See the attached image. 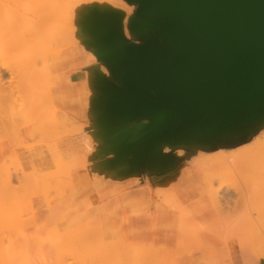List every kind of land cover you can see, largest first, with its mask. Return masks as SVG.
Masks as SVG:
<instances>
[{"label":"bare ground","instance_id":"1","mask_svg":"<svg viewBox=\"0 0 264 264\" xmlns=\"http://www.w3.org/2000/svg\"><path fill=\"white\" fill-rule=\"evenodd\" d=\"M5 1H7V0H5ZM12 1L14 2V0H9L7 2V4H9V2L12 3ZM17 1H18V3L20 2L19 0H17ZM17 1L14 4H18ZM26 1H29V0H26ZM30 1L33 2L34 0H30ZM39 1L36 0L34 2L35 4L36 3L38 4V7H36L34 11L32 10L33 9L32 5H31L32 9L29 7H26L21 11L12 10V9H14L11 7L12 4L10 6V8H12V9H10V8L7 9L8 5L5 6L6 7L5 8L4 4H2L3 7L0 6V9L5 8L2 11L3 17H0V133H4L5 136L7 135L6 137L10 141V142L7 140L1 141L0 154L5 156V155H8L9 153L13 152V151H11V149L16 144L21 145V147L27 146V145H25V139L26 140L30 139V137L35 139V136H39L38 138H41L40 139L41 142L45 141L47 138H49V139L51 138V139L55 140L54 143L52 144V142H51V144L50 143H47V144H49L48 148L51 147V148H49L51 155L53 154L54 155L53 157H55L56 162L55 161L54 162H55V165L57 167V170L56 171L53 170L49 173L47 172L48 174L47 173H45V174L40 173L41 175H38V174L35 175V174H32L31 172L27 173L20 163H16L17 162L16 159L13 160L15 162H11L8 160V162L12 163L11 167H14L12 165H13V163H16V165L15 164L14 165H15V168L17 167V169H18L17 175H18V173L21 174V177H23L22 179L24 180V184H26L25 186L28 187V188L25 187L26 188L25 189V188H22L24 185L23 183H21L22 179L18 176L16 177V173H12V172H16V170H14V168H13V171H12L10 168V165H9V167L7 165V164H9L8 162H6V164H4V163L0 164V166L2 164H4V165H2L3 169L1 170V176L0 177H5V181L3 180V182H5V185L7 186V190H6V188L5 189L2 188L4 190H2L0 188L1 189L0 191L4 192L6 190L9 193V191L11 192V190L14 191L13 188L16 189L18 187L19 188L21 187L22 191L20 192L21 189H19V188H18L19 191H18V189H17V191H18V193H20L19 196L22 195V197H21L23 199L22 204H23V202H26V203H24V205L26 204L25 206H27L25 208L23 207L24 208V211H23L22 205H20L21 202L18 201L19 199L21 200V198L18 195L13 198V199H15L16 197H18V200H16L17 199L16 198L15 199L16 201L14 200V203H12L13 206L10 204V202H8L9 205H11V206H9V208L7 207L8 203L4 204L5 202L4 203L0 202V217H1L0 219L3 221V222H1V220H0V222H1L0 223V244H2V246L0 245V264H33V263L35 264L34 259H36V255L34 253H36V252L33 253L32 247H31V244H32V242H34V240L41 241L39 248L42 247V249L41 248L39 249L40 254L37 253V255L42 257L41 258L38 256V258H40L39 261H41V263L43 262V264L44 263L46 264L49 262V261L47 262L48 256H46L49 252H47V254H45L46 251L44 250L45 251L44 252L43 248L45 249L47 247L46 250L48 249L47 251H49L50 250L49 247L51 248V246H47L45 244V242H44L45 240L42 237L43 233L41 234V232H39L37 234V236L32 235L31 237H28V238H25L22 236L21 237H18V236L15 237V236L11 235L14 233V232L12 233L13 230H10V229L7 230L6 228L9 227V225H11V227H12V225H15L14 221H16V220H17L16 222L20 223L21 218H23L24 216L28 217V216L33 215V214H31V211H30L32 209L31 203H29L30 200H28V203H29L28 204L27 200L24 199V197L25 198L27 197V199H30V198H28V195H27L29 190H30L29 193H32V192L34 193L35 188L38 189L39 187H42L41 189L39 188L38 191H36V192H38V194H39V192L40 193L44 192L46 186L48 185L49 179H51V182H49L50 186H51L52 185L51 183H52L54 177H56L58 174H59L58 176L61 178H62V176L67 178L66 175H68L67 174L68 169L70 170L69 178H71V174L73 171L72 167L77 168L78 166H81L85 160L86 161L89 159L91 160V158H88L89 156L85 155L82 158L78 157L79 160H75L76 162H74V163H72V162L70 163V161H68L69 163L67 161L64 163L60 157L58 147H57V142L60 141L61 139L65 138V137H68V135L66 136V134H69V133H67V131L68 132L72 131L71 135L73 133H74L73 135H79L82 137H84L83 135H85V133L82 134L84 131L80 130V128H78V127H77V129H72L75 127V125H74V127H72L73 124H71L72 122H69L70 119H69V121L65 120V118L67 117L65 115L66 117L64 118L63 114H66L65 112L64 113L62 112L57 117L56 115L58 112L55 113V111H53V109L56 107V106H54V103L56 105H58L57 108L60 106L62 109L64 94L61 91L62 90L61 83L57 84V86H56V95L54 98L55 102L53 101L50 90H48L49 91L48 92L46 89V92H48V93H45V94H44V92H42L43 91L42 87H44V85H45L44 83H43L44 85L40 84V85H42V87L39 86V87H41L40 90L35 91L37 88L35 86L39 85V84H37L38 82L35 79L40 78L41 73H42L43 78H44V75H47V74L51 75V74H49L51 72L43 75V73L48 72V70H49V69H47V68H49L48 63L51 61V59H49V57L46 56V52L55 50L54 49L55 47H56V49H59L57 47L61 46L60 44H62V48H63V45H65L63 43H66V45L69 44L70 42H71V44L75 43L73 39L75 38V40H76V34L77 33H74L75 27L73 25H75L74 23L77 22V17L79 15L78 14L79 13L78 12L79 11V5H82V3L79 4L78 6L75 5L77 7L72 5L75 7V8H73V7H70L72 4V1H71V4H69L70 3L69 0H68L69 1L68 4L66 3L67 2L66 0L65 1L64 0H62V1L56 0L58 2H56L55 0H52V3L50 2L51 1L50 0L48 2L49 4L47 3L46 0H44L43 2H41L42 0H39ZM94 1L95 0H92L90 2L92 3ZM98 1H100L99 3H105V4L109 5L112 9H114V11L116 10L117 12L116 11L115 12L120 16L121 19L128 20V21L131 20L132 13H133L132 9L129 7V3L131 4V1H129V0H98ZM62 2H64L65 4L64 3L62 4ZM90 2H85V3L90 4ZM96 2H97V0H96ZM2 3H3V1H2ZM41 4L44 5V7H42ZM83 5H84V2H83ZM95 7L96 6H94L93 9H95ZM38 8H39V10H38ZM96 8H98V7H96ZM17 10H19V8ZM2 12H0V15ZM5 12H8V13H6V15H5L4 14ZM86 15L88 16L89 14H86ZM86 15H85L86 18H84V20L85 19L88 20L91 13H90L89 17H87ZM54 19H55V25H54ZM89 19H90L88 21L89 23L87 24L86 21H85V23L87 24L86 28L88 29V31L90 32V35L92 36L91 40L93 42L98 43L96 45L97 53L100 55L101 58L106 59L107 52L103 46L105 43L102 42L101 38L94 31L93 18L90 17ZM58 20H60V21H58ZM134 22L136 24L138 22L139 25L141 24V22H144V24L150 28L149 23L146 21H142L141 19L134 20ZM52 24L54 25L55 28L53 27ZM71 25L73 27H70ZM51 27L53 29H51ZM149 28H147V29H149ZM72 29H73V31H72ZM69 32L74 33V34H70ZM69 38H71L73 41L71 39L68 40ZM68 41H70V42H68ZM48 45H50V47L53 45V49L50 50L49 49L50 47ZM84 45L87 47L86 44H84ZM82 47H84V46L82 45ZM45 49H47V50H45ZM19 50L20 51L22 50L21 53L19 52ZM42 51H44V54ZM14 52H16V53L19 52L17 54H20V55L23 54L24 56L23 55L21 56L23 58L19 59V60L16 59L17 57L15 59H11L10 57L12 54H14ZM84 53L87 54L88 52H84ZM88 54L90 55V53H88ZM37 59H39V62L37 61ZM58 59L60 61L63 58H61L59 56ZM17 60H18V62H17ZM41 60H43L44 62ZM92 60L93 59L91 58V55H90V58H88V61L93 62ZM35 62H36V64H35ZM37 62L39 63L38 69H41L43 71V72L39 71L40 72L39 76H37L33 73L34 68H35V67H33V65L34 66L37 65ZM40 63H44L42 65L44 67L45 66L47 67V68H45L46 71L44 70L43 66L40 65ZM46 63H47V65H46ZM58 63H60V62H58ZM32 69H33V71H32ZM38 69H35V70L37 71ZM29 73L30 74L33 73V74L30 75ZM4 74L9 75V79H7L8 85L6 84V81L4 82V80H5ZM105 75H106V73H103L102 70H98L95 73L96 81L99 83L102 82L103 79L105 78ZM30 76H33L34 78H32ZM36 76H37V78H36ZM88 78L91 79V81H92V77L90 76V74H89ZM34 81L37 82L36 85L34 84ZM107 84H109V83H107ZM46 86H48V85H46ZM39 91L41 94L38 93ZM43 103H45V104H43ZM46 104L47 105L49 104V105L47 106ZM46 106H47V108H46ZM49 106L51 109L48 108ZM58 109L56 111H58ZM47 110L49 112L51 110V116H49L50 113ZM53 114L54 115L56 114V115L53 116ZM47 116L49 118H51L52 120L49 118H48L49 119L48 120ZM68 118H70V117H68ZM71 121H73V120H71ZM66 122H67V124L70 123L71 127L68 126L69 124L67 125L68 127L65 126ZM17 123H20L21 125L23 124L25 126L30 125L31 129H29L27 133L25 132V130H23V132L21 130L20 133H18V129L20 127V124H17ZM10 126L16 130L13 131L11 129H8V127H10ZM32 127H34V129H32ZM37 127L39 129H36ZM62 127L64 128V129H62L63 132L61 131ZM66 128L68 130H66ZM7 129H8V131L11 130V134L13 131L14 135L13 134H12V136H11V134L8 135ZM57 129L60 132H58ZM73 130H75V132H73ZM81 131H82V133H81ZM24 133L26 135H25V137H22ZM60 133H62L61 136H60ZM53 134H54V136H53ZM15 135L18 137H15ZM2 136L3 135L0 134L1 138H3ZM11 137H13L15 139L13 140V139H11ZM85 137H86V139H88L87 136H85ZM85 137L83 138L84 144H85V140H86ZM49 139H47V140H49ZM89 141H91V140H89ZM92 142H93V140L91 141V143ZM192 142L193 143L191 144V148H193V149H197L198 147H202L204 149H209V150L212 148H215L214 144H211L210 141L208 139H205V138H197V139L193 140ZM93 143H92V145H93ZM37 145L38 144L32 145L30 147V149L27 150L26 152L28 154H39V151H37V149L33 148ZM87 146L88 145L85 144V148L87 149L86 151L89 152ZM91 149H92V147H91ZM89 153H91V152H89ZM181 153H183V152H181ZM199 155H201V153ZM199 157H202V156H199ZM198 159L195 163L193 162L192 166L190 165L191 169L188 170V173L193 178V181L197 180V182L199 183L201 178H202V175H204V173H206V172L207 173L209 172L208 174L210 176H212V175H214V176H213V178L211 177V179L209 178V175L207 173H206L207 175L205 174L203 176L205 178H206V176L209 178L208 181L205 178L202 179V180H205V181H203L204 183H207V184H204L206 189L202 190V191H204V195H202L203 192H202V194H200L202 199L200 197L197 204L192 209L189 210V207H188V209L186 207H183L181 205L182 203L179 202L178 200H176V199H179V196L175 190L174 191H175L176 195H174L173 191L172 192L170 191V187H169L170 182L168 183L165 181L164 184L157 183L160 186L155 191L156 196L160 200H162V201L165 200V203H166L169 199V201L166 204L171 208L174 207L173 209H175V211L180 213L179 214L180 237L182 238V236L184 235L185 238L184 237L183 238L185 239V242L188 243V240H189L190 244H191L190 241H194L196 248H197L196 250H198V245H197L198 242L196 243L195 239L200 238L202 235H205L209 239V241L205 244H202L199 247L200 251L208 250V248L210 246H213L215 244H223L229 250V253L232 255L235 264H237V263L238 264H264V246H262L261 243H259L260 241L264 242V135L261 137L257 136V140L254 141V143H252L251 145H249L247 147L245 146L242 149H239V151H235L232 154H229V153L222 150V151L216 152L213 155H211V153H210V156L207 155L205 157L198 158ZM66 163H68L67 165H69L68 168H67V166H64V165H66ZM86 163L89 164V161H87ZM218 164H221L222 166L218 165ZM84 165H86V164H84ZM220 166L222 168L220 170L221 171L223 170L222 173L224 175L221 174L220 170H219V174L222 176V178L224 180L227 178L226 175H228L227 174L228 172H226V171H229V173L234 172L235 170L238 172H239V170L246 172V178H245L246 181H244V184L246 186V187L244 186L245 187L244 189H246V190H243L242 188H240L241 190H239L238 188H236L239 191L238 190L233 191V188H230V186H229L231 184L228 183L227 180H226V182L228 184L225 181H223V179L221 180V177H220V179H218L220 175L218 173H215V171H216L215 169L216 168L219 169ZM63 167L64 168L66 167L67 170L64 169ZM69 167H71V169ZM62 169H64L63 170L64 173L63 172L58 173L59 171H62ZM231 169H233V171H230ZM154 170H156L155 172H163L164 173V171L168 170V166L166 163L161 162L154 168ZM210 170H212V171L210 172ZM65 172H66V174H65ZM216 172H218V171H216ZM13 174H15L14 177H13ZM60 174L62 176H60ZM224 176H226V177L224 178ZM31 177H32V179H31ZM162 177L163 176H161V178ZM12 178L21 179V180H18L16 182V183L19 182V185L15 186V184H14L13 188H12L11 183H10L12 181ZM42 179H44V180H42ZM46 179H48V180H46ZM56 179H58V178H56ZM64 179L59 180V181H61L62 187L65 185L64 184L65 182L62 183L63 182L62 180H64ZM212 179H214V180L216 179L215 181L217 182V184H216V182H213ZM209 180H211L213 183ZM218 180H221V181L218 182ZM12 183H13V181H12ZM14 183H15V181H14ZM1 184H3V183L1 182ZM1 184H0V187H1ZM8 184H9V186H8ZM21 184H22V186H20ZM208 184H210V185H208ZM5 185H4V187H5ZM48 186H47V189H49ZM250 186L251 187L257 186V187L255 190H254V188L251 190V189H249ZM51 187H53V186H51ZM154 187H155V184H154ZM231 187H232V185H231ZM259 187H260V189H258ZM9 188L10 189L12 188V189L10 190ZM31 188L33 189L32 192H31ZM23 189L28 190V191L23 192L24 191ZM40 190H42V191H40ZM49 190H51V189H49ZM49 190L48 191L45 190V191L49 192V195H50ZM53 190H56V189H53ZM6 191H5V193H1V195L7 196L8 193ZM17 191L15 190V192H11V193H16ZM163 191L166 194L169 193L167 191H170V193L172 195L169 193V195L167 196L166 194H164ZM36 192H35V194H37ZM47 192H45V193L47 194ZM56 192L57 191H55L54 193H56ZM151 192H153V191L149 188V193H151ZM24 193H26L27 196L23 195ZM162 194H163V197L161 196ZM1 195H0V197H1ZM30 195L31 194H29V196ZM5 196H2V198H5ZM9 196H10V199H12L10 194H9ZM51 197H52V193H51ZM54 197H55V194L53 195L52 198H54ZM196 197H198V196H196ZM7 199H9V198H7ZM7 199H6V201H8ZM13 199H12V201H13ZM24 200H26V201H24ZM154 200H155V198H154ZM237 200H239V202L241 201V203H239ZM0 201H3V200H0ZM172 202H174V203H172ZM2 203H3V205H1ZM17 203H18L19 207L21 206L20 208L16 207ZM175 203L177 204L176 206H175ZM179 204H180V206H179ZM192 204H193V202H192ZM4 205H5V207H4ZM178 206L182 209V210L180 209L181 211H179ZM54 207L55 206H53L52 208H54ZM13 208H15L14 209L15 211L13 210ZM17 208H19V210L21 209V211H19ZM184 208H186L187 210H185ZM183 209H184V211H183ZM54 210H55V208H54ZM188 211H190V212H188ZM20 213H22V214L26 213L27 216L23 215V217H20V216H22V214H20ZM28 213L30 215H28ZM18 216H19L20 220L17 219ZM59 216H58V213L56 214V211H55L54 212V218L55 217L61 218V216L60 217ZM149 217H151L150 214H149ZM9 219H11V220H9ZM57 221H59V220L57 219ZM11 222H13V223L11 224ZM33 222L36 223V219L33 218ZM87 223H85L84 226ZM94 223L95 222H92L93 226H95V227H93L91 225L93 228L90 227V229L95 230L94 233L98 237H96L95 234L92 233L93 231L90 232L91 230L88 227V226H90V223L87 224L88 228H86V231L89 229L88 232H90V234H92V235H90V234L89 235L95 237V238L91 237V239L92 238L94 239V240L90 241V243L91 242L94 243L91 248H90V246L88 247L89 242L88 243L85 242V238L83 237L84 231L82 230V227H80V226L76 227V229H78V230L80 228V230H79L80 232H78V230H76V229L72 230L73 232L75 231L73 234L75 237H72L73 239L71 238L72 241L69 239L71 243L69 244V242H67L68 245H70V247H72L71 244H75V245L78 244V250H80V246L78 243V242H80V245H82L81 249L83 248L82 250H80V252L82 251V253L79 252L75 255L73 253V256H75V260H76L75 264H78V263L79 264H96V263L99 264L101 262H102V264L103 263L104 264H129L130 262H133V264H135V263L140 264V262H141V264H184V261H186L185 258L188 257V256L186 257V255H184L185 253H182L184 256L181 255V252H184L185 251L184 250V251L180 252L181 256L178 254L175 257V256H172L173 254L171 255L170 252L169 253L166 252L165 254H161V256L157 255L158 257L151 258V255H150L151 250L154 252H158L154 247H152V249L150 248L151 250L148 253V251H146L147 250L146 248H143L145 250H140L138 248L139 243L137 244L134 242L133 243L131 242V244H127L128 247L124 246V247H127L126 249H128L127 253L124 250L125 254H123L122 248H124V247L121 248L120 247L121 245L117 246V247L120 248L122 253L117 252V251H115L116 250L115 247H116L117 243L114 246V244H113L114 241L113 242L112 241H109V242L106 241L105 242L104 238L99 235V233H101V232H99L100 229L98 230V233H96V231H97L96 229L98 228L99 224L96 225L97 223H95V224ZM1 224H3V225H1ZM1 228H2V230H1ZM3 228L6 229L7 233H6L5 229L3 230ZM3 231H5V232L3 233ZM70 233H71V231H70ZM76 233H79V234L76 235ZM80 233H82V234H80ZM9 234H10V236H8L6 238L7 244H4V242H5L4 236L9 235ZM64 235H61L59 237V238H61L62 236L65 237V238L64 237L61 238V240L63 242L65 241L64 239H66L68 236L70 237V235L68 233L64 234ZM81 235L84 239L81 237ZM40 236H41V238H40ZM186 236H188L190 239H188V237L186 238ZM37 237L39 238V240L36 239ZM97 238L99 241L97 243H95L97 241ZM183 238H182V240H183ZM1 239H3V240H1ZM80 239L84 241V244H83V241H80ZM58 240L59 239H57V241H56V238H55L54 241H56V242H52V244H54V247H57L61 243V241H59L60 243H58ZM74 241H76V242H74ZM48 243H50V242H48ZM85 243L87 245H85ZM102 243H103V245H101ZM123 243H124L123 245H125L126 242L124 241ZM52 244H49V245H52ZM98 244H100V245L97 246ZM43 246H45V247H43ZM86 246H87V248H86ZM95 246H96V249H95ZM35 247H37V246H35ZM54 247H52V248H54ZM61 247H63V244L61 245ZM70 247H68L67 249H70ZM76 247L73 246L72 248H74L76 250L77 249ZM84 247H85V249H84ZM97 247H99V249H97ZM185 247L186 246H183V249H185ZM100 248H102V249L100 250ZM6 249H8V250L6 251ZM37 249L38 248H36V250ZM56 249H58V248H56ZM63 249L61 248V250H63ZM40 250L43 251V254H45V256L42 254V252ZM78 250H77V252H78ZM83 250H84V252H83ZM96 250L97 251L99 250V251L97 252ZM117 250H119V249H117ZM53 251L54 250L52 249V252ZM60 251H58V252L60 253V257H62L63 256L62 253L64 250L61 252ZM70 251H72V250H70ZM52 252H51V255L48 254L50 257V261H53L54 257H55V256H53V258H52V255L54 254V252H53V254H52ZM92 252H96V254H94ZM147 253L150 256H148ZM178 253H179V251H178ZM71 255H70V257H72ZM177 256H180V257H177ZM57 257H58V255H57ZM41 259H43V260H41ZM187 259L189 260V258H187ZM191 259L192 258H190L189 262L187 261L188 263H185V264H190ZM57 260H56V262H57ZM138 260H141V261L138 262ZM60 261L61 260H59V262ZM70 263L72 264L73 262L70 261ZM53 264H55V262H53ZM67 264H69V263H67ZM130 264H132V263H130Z\"/></svg>","mask_w":264,"mask_h":264},{"label":"water","instance_id":"2","mask_svg":"<svg viewBox=\"0 0 264 264\" xmlns=\"http://www.w3.org/2000/svg\"><path fill=\"white\" fill-rule=\"evenodd\" d=\"M150 24L143 44L111 32L105 50L113 79L102 91L108 128L124 132L123 171L168 168L164 145L238 133L264 119V0H133ZM115 159V160H116ZM165 172V171H164Z\"/></svg>","mask_w":264,"mask_h":264},{"label":"rangeland","instance_id":"3","mask_svg":"<svg viewBox=\"0 0 264 264\" xmlns=\"http://www.w3.org/2000/svg\"><path fill=\"white\" fill-rule=\"evenodd\" d=\"M2 1H3V3H2ZM0 0V6L1 7H3V5L2 4H4V7L5 6H7V9L8 8H10V6H11V4H12V8H14V9H12V8H10V9H12V10H16V11H21V10H23L24 8H26V7H29V8H31V5H32V10L34 11L35 10V8L36 7H38V4L36 5L34 2L36 1V0H34L33 2H31L30 0L29 1H26V0H19L20 2L18 3V1L17 0H14V2L12 1V3H10L9 2V4H7V2L9 1V0H7V1H5V0ZM17 1V3L18 4H14L15 2ZM39 1V0H38ZM44 0H42L41 2H43ZM47 1V3L50 1V0H46ZM45 1V2H46ZM56 1V0H55ZM60 1H62V0H60ZM65 1V0H64ZM67 2V4L69 3V1H70V3L69 4H71V1H72V4H71V6L70 7H73V8H75V7H77L79 4H81L82 3V5H83V2H84V5L82 6V5H79V15H78V17H77V22L76 23H74L75 25H73L74 27H75V31H74V33H77L76 34V40H75V38L73 39L74 40V42L75 43H72L71 44V42L70 41H68V42H70L69 44H67L66 45V43H63V44H65V45H63V48H62V44H60L61 46H59V47H57V48H59V49H56V47L54 48L55 50H52V51H45L46 52V56H48L49 57V59H51V61L48 63V67L49 68H47L46 66L44 67L42 64H44V63H40V65L41 66H43V68H44V70L46 71V69L45 68H47V69H49L48 70V72H45V73H43V75L44 74H47V73H49V72H51V68H52V66L53 65H55V64H57L58 62H62V61H64L67 57H69V56H73V57H77V56H81L82 58L84 57L85 59L84 60H81V61H77V62H74V67L71 69V72H76V71H78V70H80V69H82L83 67H84V70L86 71V79H87V81L86 82H84V83H81L80 84V87H79V89H78V92H80V93H82V92H87V93H89L91 90H90V87L89 86H91L92 87V89H96L97 87H101V86H105V85H107V83H109V80L107 79V77H109L110 79H113V77H112V73H111V71L109 70V68H108V66H107V64H106V62H104V60L105 59H103V58H101L100 57V55L97 53V50H96V45L98 44L97 42H93L91 39H92V36L90 35V32L88 31V29L86 28L87 27V24L89 23L88 21L90 20L89 18L90 17H94V16H96V15H99V14H101V13H105V14H111L112 16H111V18L112 19H114L115 20V22L117 23L116 24V27H115V29H116V33H123L122 32V28L125 26V28H124V33H123V35H124V37L127 39V40H129V41H131V42H134V43H136V44H143V43H145L146 42V39L145 38H141L139 35L140 34H144V31H145V29L146 28H149V27H147L145 24H144V22H141V26L139 25V23L137 22V24L134 22V20H139L140 19V17H139V13H140V8H141V4H140V2H138V1H133V0H129V1H131V4L129 3V7L132 9V11H133V13H132V18H131V20L130 21H128V20H123V19H121L120 18V16L114 11V9H112L109 5H107V4H105V3H99L100 1H98L97 0V2H96V0L94 1V2H90V1H92V0H66ZM40 2V1H39ZM44 2V3H45ZM51 3H52V0L50 1ZM54 2V1H53ZM56 2H58V1H56ZM85 2H90V4H86ZM46 3V4H47ZM55 3V2H54ZM64 2H62V4H63ZM45 4V5H46ZM49 4V3H48ZM65 4V3H64ZM42 5V4H41ZM72 5H77V6H72ZM94 6H96V7H98V8H96L95 7V9H93V7ZM42 7H44V5H42ZM41 7V8H42ZM6 8V7H5ZM4 8V9H5ZM19 8V10H17ZM92 8V9H91ZM4 9H0V12H2ZM78 9V8H77ZM101 9V10H100ZM38 10H39V8H38ZM37 10V11H38ZM110 12H109V11ZM113 10V11H112ZM9 11V10H8ZM108 11V12H107ZM91 13V15H90V13ZM6 13H8V12H5L4 14L6 15ZM3 12L1 13V15H0V17H3ZM86 14H89L90 15V17H89V15L87 16ZM117 14V15H116ZM4 15V16H5ZM85 15L87 16V17H89L88 18V20H84V18H86L85 17ZM109 16V15H108ZM58 21H60V20H58ZM85 21L87 22V24L85 23ZM53 25V24H52ZM54 25H55V19H54ZM54 25H53V27H54ZM59 25V24H58ZM145 25V26H144ZM150 25V24H149ZM48 26V25H47ZM50 26V25H49ZM72 25L70 26V27H73ZM55 28V27H54ZM46 29V28H45ZM48 29V28H47ZM50 29V28H49ZM51 29H53L52 27H51ZM71 29V28H70ZM72 31H73V29H72ZM77 31V32H76ZM95 31V30H94ZM70 34H74V33H71V32H69ZM68 33V34H69ZM96 33V32H95ZM67 36V35H66ZM65 38V37H64ZM71 38H69L68 40H70ZM66 40V39H65ZM72 40V39H71ZM72 40V41H73ZM62 42V41H61ZM67 42V43H68ZM58 44V45H59ZM84 46V47H82V45ZM84 44H86L87 45V47L84 45ZM57 45V46H58ZM49 47H50V45H48ZM104 46V45H103ZM48 47V48H49ZM52 47V48H51ZM49 49L51 50V49H53V45L51 46ZM61 47V48H60ZM45 50H47V49H45ZM22 51V50H21ZM21 51L19 50V52L21 53ZM24 51V50H23ZM19 52H17V53H19ZM43 52V54H44V51H42ZM84 52H88V53H90V55H91V58L93 59L92 61L93 62H89L88 61V58H90V55L88 56L87 54H85ZM16 52H14V54H12L11 55V59H15L16 57V59H22L23 57H21L23 54H15ZM23 53V52H22ZM25 53V52H24ZM41 54V53H40ZM14 55V56H13ZM16 55V56H15ZM42 55V54H41ZM24 56V55H23ZM59 56L61 57V58H63L62 60H60L59 61ZM14 57V58H13ZM44 57V56H43ZM43 59V58H42ZM18 60H17V62H18ZM91 60V59H90ZM36 61V60H35ZM37 61L39 62V59H37ZM41 61H43V60H41ZM37 62V65H33V67H35L34 68V74L35 75H37V76H39V71H41V72H43L41 69H38V67H39V63ZM44 62V61H43ZM35 64H36V62H35ZM46 65H47V63H46ZM37 66V67H36ZM35 69H38L37 71L35 70ZM98 70H102V72L103 73H106V75H105V78L103 79V81L102 82H97L96 81V76H95V73L98 71ZM32 71H33V69H32ZM32 73V74H33ZM30 74V73H29ZM32 74H30V75H32ZM49 74H51V75H44V78L42 77V73H41V77L40 78H37V76H36V78L37 79H35L36 81H34V84L36 85V83L37 84H39V85H34L35 87H37L36 88V90L35 91H37V90H40L41 89V87H42V85H40V84H43L44 85V87H42V92H44V94L45 93H48L49 91L48 90H50V92H51V90H52V88H53V86H54V82H55V78L52 76V73H49ZM89 74H90V76L92 77V81H91V79H89L88 78V76H89ZM4 77H5V80H4V82L6 81V84H7V79H9V75L8 74H4ZM3 77V78H4ZM30 77H32V78H34L33 76H30ZM44 80H43V79ZM92 82V83H91ZM59 83H61V85H62V93L64 94V98H63V104H64V99H65V97H66V95L68 94V92L66 91V89H65V84H68V81L67 80H60L59 82H58V84ZM90 83V84H89ZM89 84V85H88ZM8 85V84H7ZM46 85H48V86H46ZM39 86H41V87H39ZM34 87V88H35ZM48 87V88H47ZM46 89H47V91L48 92H46ZM38 93H40V91L38 92ZM41 94V93H40ZM52 95V94H51ZM43 104H45V103H43ZM47 105V104H46ZM49 105V104H48ZM47 105V106H48ZM47 106H46V108H47ZM51 106V105H50ZM50 106L48 107L49 109H51L50 108ZM54 106H55V104H54ZM58 106V105H57ZM45 107V106H44ZM62 107H63V105H62ZM57 107H55L54 109H53V111H55V113H57V117H58V115L59 114H61L62 112L64 113V111L61 109V107L59 106L57 109H58V111H56L57 109H56ZM62 111H61V110ZM44 111V110H43ZM48 111V110H47ZM61 111V112H60ZM46 112V111H45ZM49 112V111H48ZM50 115L49 116H51V110H50ZM54 113V112H53ZM54 114H53V116H55ZM64 115V118H65V120L66 121H69V119H70V121L69 122H72L71 124H73L72 125V127H74V125H75V127L74 128H72V129H77V127L78 128H80V130H82V131H84L83 133H82V131H81V133L82 134H84L85 133V135H83L84 137L85 136H87V138L88 139H86V137H85V144H87L88 146V151L89 152H91L90 154H92L93 152H94V149H95V146H96V142H99L100 144H101V148H103L104 146H105V148L107 147V146H110V145H115V146H120V144H121V141H122V138L124 137V132H122V130L121 129H119V128H108L107 127V125L111 122V119H110V116L108 115V114H106V115H104V117L100 120V127L98 126V124H97V122H96V119L95 118H93L94 119V124L92 125V124H89V123H84V122H80L79 120H77L76 118H74V117H72L71 115H67V113L66 114H63ZM66 115V116H65ZM68 117H70V118H68ZM49 117L47 116V119H48ZM49 119H51V118H49ZM48 119V120H49ZM52 120V119H51ZM71 120H73V121H71ZM75 122V123H74ZM21 123V122H20ZM20 123H17V124H20ZM66 125L65 126H67L68 124V126L69 127H71L70 125V123H68L67 124V122L65 123ZM13 126V125H12ZM16 126V125H15ZM19 126V125H18ZM67 126V127H68ZM14 127V126H13ZM8 129H11V130H16V129H14V128H12L11 126L10 127H8ZM8 129H7V131H8ZM29 129H31L30 128V125H28V126H25V125H21L20 124V127H19V129H18V133H20V131L22 130V132H23V130H25V131H28ZM32 129H34V127H32ZM36 129H39L38 127L36 128ZM62 129H64L63 127L61 128V131H62ZM71 129V128H70ZM69 129V130H70ZM11 130H9L8 131V135L9 134H11ZM66 130H68L67 128H66ZM65 130V131H66ZM13 131H12V134H13ZM57 131L58 132H60L58 129H57ZM63 132V131H62ZM73 132H75V130H73ZM67 133H69V134H66V136L68 135V137H72V136H79V135H71V133H72V131H70V132H68L67 131ZM0 134H2L3 136V138H1L0 137V144H1V141H4V140H7V141H9V139L5 136V134L4 133H0ZM7 134V133H6ZM12 134H11V136H12ZM61 134L62 133H60V136H61ZM14 135V134H13ZM264 135V119H262V120H260V121H258L257 123H255L253 126H251V127H249V128H247V129H244L242 132H238V133H234V132H232V133H222V134H218L217 136H215V139H213V136L211 137V138H207L209 141H210V143L211 144H214V147L215 148H212V149H204V148H202V147H198L197 149H193V148H191V144L193 143V142H191V143H189V144H184V145H174V146H170L169 145V143H166L165 145H164V152L166 153V154H169V153H172V154H174L176 157H177V159L181 162V164H182V167L181 168H183V169H185L184 170V175H183V178L184 179H186V180H188L189 182H192L193 181V178L191 177V175L188 173V170L189 169H191V166L193 165V162L195 163L196 161H197V159L198 158H202V157H205V156H207V155H209L210 156V153H211V155H213V154H215L216 152H219V151H225V152H227V153H229V154H232V153H234L235 151H239V149H242L243 147H247V146H249V145H251L252 143H254V141H256L257 140V136L259 137H261V136H263ZM5 136V137H4ZM53 136H54V134H53ZM59 136V135H58ZM9 137V136H8ZM14 137V136H13ZM13 137H11V139H15V138H13ZM15 137H18V136H16L15 135ZM23 137V136H22ZM39 136H35V139L34 140H37V141H35V142H37V144H43V145H47V146H49V144H47V143H50L51 144V142H52V144L54 143V139H49V138H47V139H49V140H45V141H42L41 142V138H38ZM51 137V136H50ZM53 138V137H52ZM66 138V137H65ZM248 138V139H247ZM256 138V139H255ZM10 139V140H11ZM89 140H93V145H92V143H91V141H89ZM238 140V141H237ZM12 141V140H11ZM18 141V140H17ZM16 141V142H17ZM88 141V142H87ZM10 142V141H9ZM13 142V141H12ZM252 142V143H251ZM248 143V144H247ZM19 144V143H18ZM13 145V144H12ZM239 145V146H238ZM16 146V148H20L21 147V145H15ZM14 146V147H15ZM220 146V147H219ZM242 146V147H241ZM91 147H92V149H91ZM234 147V148H233ZM49 148H51V147H49ZM90 148V149H89ZM223 148V149H222ZM228 148V149H227ZM221 149V150H220ZM232 149V150H231ZM87 150V149H86ZM179 150V151H178ZM193 150V151H192ZM181 152H183V153H181ZM192 152V153H191ZM205 152V153H204ZM194 153V154H193ZM201 153V155H199ZM121 154H122V150H121ZM198 154V155H197ZM88 156V155H87ZM91 157H92V155H90ZM122 156H123V158H124V155L122 154ZM199 156H202V157H199ZM195 157V158H194ZM198 157V158H197ZM88 158H90V157H88ZM87 159V158H86ZM196 159V160H195ZM13 160H15L14 158L13 159H10L9 161H11V162H15V161H13ZM17 160V159H16ZM195 160V161H194ZM199 160V159H198ZM86 161V160H85ZM84 161V162H85ZM87 161H90V159L89 160H87ZM86 161V162H87ZM113 160H111V161H109V162H107V163H105V164H109V163H111ZM6 162H8V161H5V162H2L1 160H0V164L1 163H4V164H6ZM82 163V167H87L86 165L88 164V163ZM9 164H7L8 165V167H9V165H10V168H11V170L13 171V168H14V170H16V172H12V173H16V177L18 176V177H20L21 179L23 178V177H21V174L20 173H18V175H17V172H18V169H17V167L15 168V165H16V163H19V161L17 160V162L16 163H13V165L12 166H14V167H11V164L12 163H10V162H8ZM4 164H2V165H4ZM15 164V165H14ZM84 164H86V165H84ZM2 165L0 166V176H1V170L3 169V167H2ZM18 165V164H17ZM102 165H104V164H102ZM191 165V166H190ZM218 165H221V164H218ZM64 166H67V168H68V166L69 165H64ZM81 166H78V167H81ZM222 166V165H221ZM221 166L219 167V169H215L216 171H218V172H216L214 169V171H215V173H218L219 174V170L220 169H222L221 168ZM2 167V168H1ZM156 167V166H155ZM218 167V166H217ZM64 168V167H63ZM67 168L65 167L64 169H66L67 170ZM70 169H71V167H69ZM64 169H62V171H59L58 173H60V172H63V170ZM75 168H73L72 167V170H74ZM212 169V168H211ZM65 170V171H66ZM229 170V169H228ZM154 171H156V170H154ZM212 170H210V172H211ZM221 171V170H220ZM223 171V170H222ZM222 171H221V174L222 175H224L223 173H222ZM230 171H233V169H231ZM241 170H239V172L238 171H234V172H230L229 173V171H226V172H228L227 174L228 175H226L227 176V178L224 180L223 178H222V176L220 175L219 176V178L218 179H220V177H221V180L223 179V181H225L226 182V180L228 181V183H230L231 185H232V187H231V185H229L230 186V188H233V191L234 190H241L240 188H242L243 190H246V189H244L246 186H245V184H244V181H246L245 180V178H246V172H243V171H241ZM70 170L68 169V171H67V174L68 175H66V177L67 178H65V177H63L61 174H60V176H62V178L61 177H59L58 175L56 176V177H54V179H53V181H52V185L51 186H53V187H51L50 186V183L49 182H51V179H49V182H48V188L49 189H51V190H49V189H47V186H46V188H45V190H49L50 191V195H49V192H47V191H45L44 190V192H39V194H38V192H36V191H38V189L40 188H42V187H39L38 189L37 188H35V192L37 193V194H35V192L33 193L32 191H33V189L31 188V192L32 193H29V191L28 190H24L23 192H25V191H28V193H27V195H28V198H30V199H27V197L25 198L24 197V199H26L27 200V203H28V200H30V202L29 203H31V207H32V209L30 210L31 211V214H33V215H31V216H28V217H23V215H26L27 216V214L25 213V214H22V213H20V214H22V216H20V217H23V218H21V220L19 219V216H18V220H20L21 222L20 223H18V222H16V221H14V224L15 225H12V227H11V225H9V227H7L6 229L8 230V229H10V230H13L12 231V233L13 234H11L12 236H15V237H25V238H28V237H31L32 235L33 236H37V234L39 233V232H41V234L43 233V238H44V242H45V244L47 245V246H51V248L52 247H54V244H52V242H56L57 241V239H59L58 240V243H60L59 241H61V243L57 246V247H54V248H52L54 251V254H53V252H52V249L49 247V251H47L46 250V248L44 249L43 248V251L45 250L46 251V253L45 254H47V252H49L48 254L49 255H51V252H52V258H53V256H55L54 257V260L53 261H50V257H49V255L47 254L46 256H48V260H47V262L48 263H46V264H53V262H55V264H67V263H69V264H71L70 263V261L71 262H73L72 264H75V262H76V260H75V256H73V253H74V255L75 254H77V253H79L80 252V250H82L81 249V246L82 245H80V242H78L79 243V246H80V250H78V244L77 245H75V244H71V246L73 247V246H77L76 248V250L74 249V248H72V247H70V245H68V243L67 242H69V244L71 243L70 242V240H71V238L72 237H75L73 234H74V232L72 231V230H74V229H76V227L77 226H80V227H82V230L84 231V238H85V242H89V244H88V247L90 246V248L93 246V242H91L90 243V241H92V240H94L93 238L91 239V237H94V236H90V235H92V234H90V232H92V233H94V231L95 230H91L90 229V227H92L93 226V224H92V222H95V223H97L96 225H98V228L96 229L97 231H96V233H98V230L100 229V231L99 232H101V233H99V235L100 236H102L103 238H104V240H105V242L106 241H114V246L116 245V243H117V245H116V250L115 251H117V252H121V250H120V248L119 247H117V246H120L121 248L122 247H124V246H127V244H131V242L133 243H139V246H138V248L140 249V250H145V249H143V248H146L147 250L146 251H148V253H149V251L152 249V247H154L158 252H154V251H152L151 250V252L153 253H151L150 252V255H151V258H155V257H158L157 255H159V256H161V254H165L166 252H170L171 253V255L172 256H175L176 257V255H180V252L181 251H184V252H181V255H183L182 253H185L184 255H186V257L187 258H189V260H190V258H192L191 259V261H190V264H195V257L193 256V254H194V252H196V251H200L199 250V247L202 245V244H205V243H207L208 241H209V239L205 236V235H202L200 238H196L195 240H196V243H197V245H198V250H196L197 248H196V245H195V243H194V241H190L191 242V244L189 243V240L188 239H190L188 236H186V238L188 237V243L187 242H185V236L183 235L182 236V238H183V240H182V238L180 237V234H179V232H180V227H179V229H178V231H176V232H174V233H170V234H166V235H164L163 237H161V238H157V240L156 241H154V242H150V243H142V242H136V241H133V240H130V239H128L127 238V236H124V237H118L117 239H114V240H108V239H106L105 238V235H104V231H103V227H102V225H101V223L99 222V221H94V220H83V219H78V218H74V219H71V220H68L65 216H62L61 214H58V216L60 215L61 216V218H58V217H55L54 218V212H55V210H54V208H52L53 206H55V205H57V201L62 197V196H64V194H65V191H66V189L69 187V185H70V181H69V176H70ZM225 172V173H226ZM64 173V172H63ZM207 173V172H206ZM206 173H204V175L206 174ZM209 173V172H208ZM207 173V174H208ZM65 174H66V172H65ZM206 174V175H207ZM217 174V175H218ZM14 175L15 174H13V177H14ZM20 175V176H19ZM204 175H202V178H201V180L202 179H204L205 177H203ZM209 175V174H208ZM24 176V175H23ZM65 176V175H64ZM213 176L214 175H212V176H210L209 175V178L211 179V177L213 178ZM226 176H224V178L226 177ZM218 177V176H217ZM4 178V179H3ZM53 178V177H52ZM56 178H58V179H56ZM65 178V179H64ZM160 176H158V175H156L155 173H153V172H150L149 173V176L148 175H145V176H143V177H140V178H133V180H131V181H129L126 185H124V186H122V187H119V188H117L116 189V191H114L112 194L113 195H115V194H121V193H123V192H126V191H129V190H133V189H135V188H147V189H151L153 192H154V197L158 200V201H160V202H163L164 204H166L168 201H169V199H168V201L165 203V200H160L157 196H156V194H155V191L157 190V188H159V184H164L165 183V181L166 182H168L167 181V178H161ZM207 176H206V178L205 179H207V181H208V179H209ZM216 178V177H215ZM14 178H12V181H13V183H12V181L10 182L11 183V186H12V188H13V186H14V184H15V186H18L19 185V182L18 183H16L18 180H21V179H17V178H15L14 180H13ZM17 179V180H16ZM31 179H32V177H31ZM56 179V180H55ZM61 179H64V180H62L63 182L62 183H64L65 185L62 187V184H61V181H59V180H61ZM145 179V180H144ZM217 179V178H216ZM215 179V180H216ZM3 180L5 181V177H0V184H1V182L3 183V184H1V189L2 188H6V190H7V186L5 185V182H3ZM42 180H44V179H42ZM46 180H48V179H46ZM200 180V182H199V185L201 186L200 188H201V193L200 194H202V192H203V194L202 195H204V191H202V190H205L206 189V187L204 186V184H207V183H204L203 181H205V180H202L201 181ZM214 179H212V181L213 182H216ZM221 180H218V182H220ZM14 181H15V183H14ZM151 181V182H150ZM209 181H211V180H209ZM211 181V182H212ZM21 182V181H20ZM57 182V183H56ZM154 182V183H153ZM203 182V183H202ZM212 182V183H213ZM9 183V184H10ZM21 183H23L24 184V180L22 179V182ZM157 183H159V184H157ZM169 183V182H168ZM210 183V182H209ZM227 183V182H226ZM227 183V184H228ZM246 183V182H245ZM9 184H8V186H9ZM56 184V185H55ZM61 184V185H60ZM154 184H155V187H154ZM211 184V183H210ZM210 184H208V185H210ZM216 184H217V182H216ZM3 185V186H2ZM4 185H5V187H4ZM26 184H24L23 185V187L22 188H25V187H27V186H25ZM207 185V186H208ZM10 186V187H11ZM20 186H22V184L20 185ZM245 186V187H244ZM51 187V188H50ZM55 187V188H54ZM169 187H170V191L172 192H174V195H176L175 194V189H173L172 188V186H171V184H169ZM256 187L257 186H250L249 187V189H253L254 188V190L256 189ZM11 188V189H12ZM19 188V187H18ZM18 188H13V190L14 191H12L10 188V190H11V192H15V190L17 191V189ZM28 188V187H27ZM58 188V189H57ZM62 188V189H61ZM236 188H238V189H236ZM0 189V190H1ZM4 189H2V190H4ZM19 189H21V187L19 188ZM19 189H18V191H19ZM26 189V188H25ZM37 189V190H36ZM53 189H56V190H53ZM60 189V190H59ZM258 189H260V187L258 188ZM5 190V191H6ZM53 190V191H52ZM175 190V191H174ZM238 190V191H239ZM5 191L4 192H2V191H0V195H1V193H5ZM9 191V190H8ZM18 191L16 192V193H11L10 191H9V193H8V197L7 196H5V195H1V197H0V200H3V201H0V202H5L4 204H6V203H8V202H10V204L12 205V203H14V200L16 199V200H18V197H16L15 199H13L15 196H19V194L20 193H18ZM22 191V189L20 190V192ZM40 191H42V190H40ZM55 191H57L56 193H54ZM165 191V190H164ZM163 191V192H164ZM170 191H167V192H169L170 193ZM45 192H47V194L45 193ZM59 192V193H58ZM63 192V193H62ZM51 193H52V197H53V195L55 194V197L54 198H52L51 197ZM62 193V194H61ZM169 193H165L164 192V194H166L167 196L169 195ZM177 194H178V192H176ZM9 194L11 195V198L13 199V201H12V199H10V196H9ZM14 194V195H13ZM16 194V195H15ZM22 194V193H21ZM29 194H31L30 196H29ZM171 194V193H170ZM23 195H26V193H24ZM26 195V196H27ZM47 195V196H46ZM172 195V194H171ZM173 195V196H174ZM2 196H5V198H2ZM50 196V197H49ZM162 197H163V194L161 195ZM166 196V197H167ZM179 196V195H178ZM20 198L22 197V195L21 196H19ZM41 197H46L47 198V200H48V205H49V209H50V214H49V216L46 218V220H43V221H41V220H38L37 218H36V209H35V207H34V200L36 199V198H41ZM200 197H201V195H200ZM2 198V199H1ZM7 198H9V199H7ZM49 198V199H48ZM51 198V199H50ZM170 198V197H169ZM6 199L8 200V201H6ZM163 199V198H162ZM166 199V198H165ZM173 199V198H172ZM201 199H202V197H201ZM11 200V201H10ZM15 200V201H16ZM26 200H24V201H26ZM176 200H178L179 202H180V200L179 199H176ZM18 201H20L19 203H20V205H22V210L24 211V208L25 207H27V206H25L24 205V203H26V202H23V204H22V201H23V199L21 198V200L19 199ZM17 201V202H18ZM174 201V200H173ZM238 202H239V200H237ZM54 202V203H53ZM176 202V201H175ZM3 203L1 204V205H3ZM28 203V204H29ZM171 203V202H170ZM169 203V204H170ZM172 203H174V202H172ZM239 203H241V201L239 202ZM11 205H9V203H8V208H9V206H11ZM167 205V204H166ZM171 205V204H170ZM177 204L175 203V206H176ZM182 205V204H181ZM13 206V205H12ZM51 206V207H50ZM172 206V205H171ZM179 206H180V204H179ZM178 206V207H179ZM183 206V205H182ZM2 207V206H1ZM4 207H5V205H4ZM16 207H19L18 206V203H17V206ZM21 207V206H20ZM19 207V208H20ZM24 207V208H23ZM173 207V206H172ZM183 207H185V206H183ZM7 208V209H8ZM19 208H17L18 210H19ZM171 208V207H170ZM174 208V207H173ZM173 208H171V209H173ZM187 209H188V207H186ZM186 208H184L185 210H187ZM12 209V208H11ZM15 208H13V210H14ZM28 209V208H27ZM26 209V210H27ZM177 209V208H176ZM181 208L179 207V211H181L180 210ZM184 209H183V211H184ZM9 210V209H8ZM7 210V211H8ZM173 210H175V209H173ZM189 210H190V208H189ZM15 211V210H14ZM19 211H21V209L19 210ZM18 211V212H19ZM22 211V212H23ZM29 211V212H30ZM33 211V212H32ZM182 211V212H183ZM188 212H190V211H188ZM179 213V212H178ZM180 214V213H179ZM28 215H30L29 213H28ZM56 216V215H55ZM59 216V217H60ZM77 216H79V215H76V217ZM1 218V217H0ZM33 218L34 219H36V223H34L33 222ZM57 219L59 220V221H57ZM61 219V220H60ZM1 220V219H0ZM9 220H11V219H9ZM189 220V219H188ZM1 222H3L2 220H1ZM0 222V223H1ZM88 222V223H87ZM5 223V222H4ZM13 222H11V224H12ZM18 223V224H17ZM85 223H87V224H89L90 223V226H88L87 224L84 226V224ZM94 223V224H95ZM9 224V223H8ZM1 225H3V224H1ZM82 225V226H81ZM92 225V226H91ZM179 225H180V220H179ZM8 226V225H7ZM89 227V229L91 230L90 232H88V230L86 231V228H88ZM85 227V228H84ZM93 227H95V226H93ZM92 227V228H93ZM100 227V228H99ZM13 228V229H12ZM79 228V227H78ZM5 228H3V230H4ZM6 229H5V231H6ZM70 229V230H69ZM1 230H2V228H1ZM54 230V231H53ZM76 230H78V229H76ZM79 230H80V228H79ZM78 230V232H80ZM5 231H3V233L5 232ZM68 231V232H67ZM70 231H71V233H70ZM82 231V232H83ZM86 231V232H85ZM10 232V231H9ZM70 235V237L68 236L66 239H64L65 241L63 242L62 240H61V238L62 237H64L65 235L64 234H67V233ZM88 232V233H87ZM6 233H7V231H6ZM63 233V234H62ZM77 234H79V233H76V235ZM80 234H82V233H80ZM90 234V235H89ZM95 234V233H94ZM178 234H179V237H178ZM2 235V234H1ZM61 235H64V236H62L61 238H59ZM8 236H10V234L9 235H6V236H4V244H7L6 243V238L8 237ZM41 236H40V238H41ZM79 236V235H78ZM90 236V237H89ZM95 236H96V234H95ZM99 236V237H100ZM81 237H82V235H81ZM82 237V238H83ZM96 237H98V236H96ZM56 238V241H54V239ZM65 238V237H64ZM83 238V239H84ZM90 238V239H89ZM95 238V237H94ZM36 239H38L39 240V238L37 237ZM70 239V240H69ZM73 239V238H72ZM100 239V238H99ZM1 240H3V239H1ZM101 240V239H100ZM118 240V241H117ZM181 240V241H180ZM186 240V241H187ZM72 241V240H71ZM77 241V240H76ZM76 241H74V242H76ZM80 241H83V240H81L80 239ZM96 241V240H95ZM99 240H98V238H97V241L95 242V243H97ZM116 241V242H115ZM126 242L125 243V245H123L124 243L123 242ZM183 241V242H182ZM3 242V241H2ZM40 242L41 241H37V240H34V242H32V244H31V247H32V251H33V253L34 252H36V253H34L35 255H36V259H34L35 261V264H43V262L41 263V261H39L40 260V258H38V256L39 255H37V253H39V249L41 248L42 249V247H40L39 248V246H40ZM43 242V243H44ZM48 242H50V243H48ZM102 242V241H101ZM42 243V244H43ZM66 243V244H65ZM259 243H261V245L262 246H264V242L263 241H260ZM49 244H52V245H49ZM63 244V247H61V245ZM83 244H84V241H83ZM92 244V245H91ZM1 246H2V244H0ZM45 245V246H46ZM85 245H87L86 243H85ZM84 245V246H85ZM100 244H98L97 246H99ZM101 245H103V243L101 244ZM165 245V246H164ZM186 246L185 247V249H183V246ZM6 246V245H5ZM35 246H37V247H35ZM45 246H43V247H45ZM56 246V245H55ZM105 246V245H104ZM142 246V247H141ZM219 246H224L223 244H215V245H213V246H210L209 248H208V250H215L217 247H219ZM68 247H70V249H67ZM101 247V246H100ZM128 247V246H127ZM127 247H124V248H122L123 250H122V252H123V254H125L124 253V250H125V252L127 253V250L128 249H126ZM164 247V248H163ZM189 247V248H188ZM36 248H38L37 250H36ZM56 248H58V249H56ZM61 248L64 250H61ZM86 248H87V246H86ZM89 248V249H90ZM104 248V247H103ZM151 248V249H150ZM159 248H163V249H165V250H161V249H159ZM2 249V248H1ZM35 249V250H34ZM56 249V250H55ZM84 249H85V247H84ZM95 249H96V246H95ZM97 249H99V247H97ZM102 248H100V250H101ZM117 249H119V250H117ZM149 249V250H148ZM8 249H6V251H7ZM63 251V253H62V257H60V253L58 252V251ZM70 250H72V251H69ZM77 250H78V252H77ZM177 250V251H176ZM41 252H42V254H43V251L42 250H40ZM44 251V252H45ZM60 251V252H61ZM91 251V250H90ZM95 251V250H94ZM97 251V250H96ZM99 251V250H98ZM97 251V252H98ZM161 251V252H160ZM176 251V252H175ZM178 251H179V253H178ZM4 252V251H3ZM83 252H84V250H83ZM87 252V251H86ZM89 252V251H88ZM102 252V251H101ZM121 252V253H122ZM203 252H205V250L203 251ZM80 253H82V251L80 252ZM92 253H94V254H96V252H92ZM147 253V255L148 256H150L149 254ZM177 253V254H176ZM188 253V254H187ZM190 253V254H189ZM40 254V253H39ZM45 254H43L44 256H45ZM56 254V255H55ZM72 254V255H71ZM57 255H58V257H57ZM70 255L72 256V257H70ZM180 255V256H181ZM183 255V256H184ZM180 256H177V257H180ZM39 257H41V256H39ZM42 258V257H41ZM44 258V257H43ZM56 258V259H55ZM65 258V259H64ZM69 258V259H68ZM150 258V257H149ZM150 258V259H151ZM187 258H185V260L186 261H184V264L185 263H188L189 262V260L187 259ZM58 259V260H57ZM63 259V260H62ZM73 259V260H72ZM41 260H43V259H41ZM56 260H57V262H56ZM59 260H61L60 262H59ZM39 261V262H38ZM63 261V262H62ZM141 260H138V262H140ZM188 261V262H187ZM37 262V263H36ZM52 262V263H51ZM67 262V263H66ZM136 262V261H135ZM134 262V263H135ZM137 262V263H138ZM78 263V262H77ZM130 263H132L133 264V262H130ZM129 263V264H130ZM34 264V263H33ZM45 264V263H44ZM79 264V263H78ZM97 264V263H96ZM99 264H102V262L101 263H99ZM104 264V263H103ZM136 264V263H135ZM140 264H141V262H140Z\"/></svg>","mask_w":264,"mask_h":264},{"label":"crops","instance_id":"4","mask_svg":"<svg viewBox=\"0 0 264 264\" xmlns=\"http://www.w3.org/2000/svg\"><path fill=\"white\" fill-rule=\"evenodd\" d=\"M111 16V14L101 13L92 17L94 30L105 43L104 48L109 33L116 32L117 23ZM124 28L125 26L122 28L123 33ZM84 59L81 56H69L64 61L52 66L51 73L55 82L51 94L54 101L58 82L67 80L68 84H65V89L68 94L64 99L63 111L80 122L93 125V118L101 117L104 112L101 104L102 91L99 88L92 89L89 86L91 90L89 93L78 92L80 84L87 81L86 71L83 67L76 72H71L74 62ZM55 106L57 107L56 104ZM25 135L24 133L23 137ZM83 138L82 136H72L57 142L58 151L64 163L66 161L74 163L75 160H79L85 155H88L91 160L87 167H77L72 171L69 179L70 185L64 196L55 205L56 214H61L68 220L78 218L85 221H99L103 227L105 238L108 240L127 236L128 239L136 242L150 243L166 234L178 231L180 227L179 213L158 201L154 197V192L149 193V189L135 188L118 195L112 194L117 188L126 185L133 178L149 176V169L123 171L124 167H128V163L121 154L117 159L114 154H100L101 144L99 142H96L94 152L90 154L86 151ZM35 141L32 137L25 139L27 146L13 147L11 149L13 152L8 155L0 154V160L5 162L13 158L17 159L27 173L31 172L35 175L56 171L55 157L53 154L51 155L47 145L38 144L33 147L39 151V154L26 152L32 145L37 144ZM111 160H113L111 163L105 164ZM170 167L165 171L166 173L158 176L167 178L172 188L178 192L182 205L192 209L200 198L201 186L197 180L189 182L183 178L185 169L181 168L182 164L179 160H176L174 165ZM34 207L36 218L41 221L46 220L50 214L47 198H36ZM76 215L79 216L76 217ZM163 248L159 249L165 250ZM193 256L195 257V264H235L226 246H219L215 250H205V252L196 251Z\"/></svg>","mask_w":264,"mask_h":264}]
</instances>
